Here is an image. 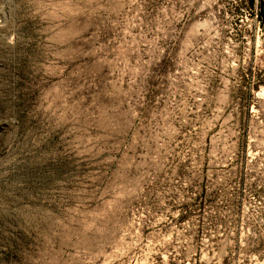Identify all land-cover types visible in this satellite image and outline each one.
<instances>
[{"label": "rangeland", "instance_id": "rangeland-1", "mask_svg": "<svg viewBox=\"0 0 264 264\" xmlns=\"http://www.w3.org/2000/svg\"><path fill=\"white\" fill-rule=\"evenodd\" d=\"M261 17L0 0V264H264Z\"/></svg>", "mask_w": 264, "mask_h": 264}, {"label": "trees", "instance_id": "trees-1", "mask_svg": "<svg viewBox=\"0 0 264 264\" xmlns=\"http://www.w3.org/2000/svg\"><path fill=\"white\" fill-rule=\"evenodd\" d=\"M260 16H261V14H260ZM261 20L264 21V19H262V17H261Z\"/></svg>", "mask_w": 264, "mask_h": 264}]
</instances>
